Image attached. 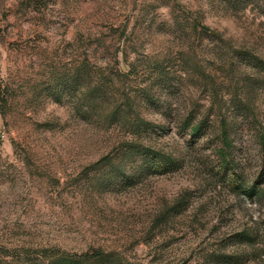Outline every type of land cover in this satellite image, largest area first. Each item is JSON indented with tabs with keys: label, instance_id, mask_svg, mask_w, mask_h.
<instances>
[{
	"label": "rangeland",
	"instance_id": "374dc122",
	"mask_svg": "<svg viewBox=\"0 0 264 264\" xmlns=\"http://www.w3.org/2000/svg\"><path fill=\"white\" fill-rule=\"evenodd\" d=\"M0 93V264H264V0H0Z\"/></svg>",
	"mask_w": 264,
	"mask_h": 264
},
{
	"label": "trees",
	"instance_id": "16d2710c",
	"mask_svg": "<svg viewBox=\"0 0 264 264\" xmlns=\"http://www.w3.org/2000/svg\"><path fill=\"white\" fill-rule=\"evenodd\" d=\"M203 31L207 34H209V30L205 27H202ZM96 94L94 97V103H96L100 99V96L97 94L99 89L97 90L96 88ZM2 93H0V102L1 99L4 98L2 97ZM2 97V98H1ZM221 125V132L218 136L219 139V148L216 151V154L218 158L221 160L223 163V167L228 169L229 171L233 168L232 162L230 161V151H231V142L229 138V128H228V123L227 121L221 119L220 122ZM201 130L200 126L194 127L191 129L192 134L195 136L198 134ZM107 160V158H104L102 161ZM142 160L144 163H149L152 165H155L156 168L158 169H163L167 170L169 167L174 166L172 160L169 158L163 156L160 153H153V152H146L144 151L142 153ZM233 182V187H235L238 190L242 189V186L236 179H232ZM253 195H259V193L256 192L255 187H252L249 189V196ZM242 238L245 239H250L251 235H246L241 236ZM39 253L38 257L39 259H36V264H91L92 262L99 260L103 258V254H100L99 252H95L92 254L86 253L82 255H76V254H70L66 252H61V251H50V250H44L43 252H37ZM27 257H29V253H24Z\"/></svg>",
	"mask_w": 264,
	"mask_h": 264
}]
</instances>
